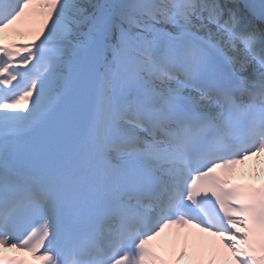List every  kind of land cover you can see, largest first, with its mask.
<instances>
[{"label": "snow or ice", "instance_id": "1", "mask_svg": "<svg viewBox=\"0 0 264 264\" xmlns=\"http://www.w3.org/2000/svg\"><path fill=\"white\" fill-rule=\"evenodd\" d=\"M0 264H264V0H0Z\"/></svg>", "mask_w": 264, "mask_h": 264}]
</instances>
